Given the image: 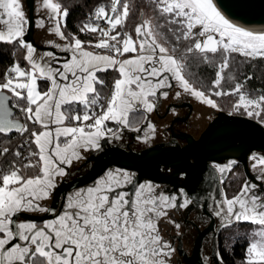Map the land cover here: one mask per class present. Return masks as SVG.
I'll return each instance as SVG.
<instances>
[{"label": "snow or ice", "instance_id": "6c2138e0", "mask_svg": "<svg viewBox=\"0 0 264 264\" xmlns=\"http://www.w3.org/2000/svg\"><path fill=\"white\" fill-rule=\"evenodd\" d=\"M150 2L154 15L142 18L134 33L125 31L131 0L99 7L80 29L97 34L93 43L66 34L69 11L59 0H42L47 16L35 26L43 28L47 21L53 25L49 31L67 41L54 45L71 53L61 63L51 51L36 56V47L25 41L30 22L21 0H0V42L18 44L27 64L14 61L0 78V264H170L176 249L163 238L159 222L171 210L194 204L183 188L165 194L158 185L136 182L129 170L110 168L68 194L58 214L41 201L54 194L55 178L68 174L65 166L84 159L82 150H102L101 141L119 139L123 128L141 131L135 123L155 110L158 93L167 98L164 89L179 87L214 109H220L214 97L235 96L233 111L264 125V90L249 91L245 85L252 76L240 82L231 71L233 54L264 59V32L233 23L214 0ZM100 20L103 27L96 23ZM182 41L187 43L180 51ZM197 54L216 69L210 87L188 73L189 57ZM109 70L119 78L105 96L97 73ZM38 81L47 82L46 90ZM107 122L121 127L114 130ZM13 135L22 142L13 145ZM251 159L253 167L260 166L255 179L264 184V155ZM236 164L214 165L219 177L211 178L223 182ZM221 197H209L221 228L258 225L249 234L243 264H264V187L246 180L231 198L226 192ZM22 213L53 218L37 223L20 219ZM170 223L181 227L174 219ZM216 258L223 264L219 253Z\"/></svg>", "mask_w": 264, "mask_h": 264}, {"label": "flooded vegetation", "instance_id": "af4514ba", "mask_svg": "<svg viewBox=\"0 0 264 264\" xmlns=\"http://www.w3.org/2000/svg\"><path fill=\"white\" fill-rule=\"evenodd\" d=\"M47 47L55 48L58 53L64 54L61 56L54 54L61 63H63L62 60L65 61V59H67L68 54L61 51L60 48L54 47V43L51 45L47 44ZM114 75H117V73L115 72ZM162 91H168L169 95L167 98H162L159 97V93L157 94V107L151 113H144V121L138 126V128H140L144 125L141 131H130L123 128L120 132L119 139L105 137L101 141L102 146L104 142H107L125 150L132 149L134 151H141L156 144L169 143L172 140L177 141L180 145H184L186 140L174 138L173 134H187L194 139H198L209 123L215 118L216 113L224 111H215L214 108L202 103L194 96L183 92L179 87L174 86L171 89H164ZM177 92L181 93L179 97L176 96ZM149 124L155 126V131L149 127ZM120 127L121 126L114 123L112 128L115 130ZM138 137L140 138L138 139ZM104 148L105 147H102V149ZM99 151L100 150L95 149L87 151L82 150L84 159L78 161L74 160L71 166H65L68 173L66 176H57L55 178L57 187L54 192L63 183H71L76 179L87 175L91 169V164L86 163V161L93 154H98ZM251 156L248 160L250 176L247 174L243 163L235 158H227L221 159L219 162H211L209 167H205V169L198 174L196 173L189 182L186 181L187 175L185 173H178L177 170L172 167L162 168V173L167 178L162 181H154L148 178L140 179L138 178V173L129 170L135 174L136 182L158 185V192L177 194L178 190L183 188L194 199V204L189 208L171 210L168 217L162 218L159 222L163 238L170 241L176 249L171 256L170 264H197L196 261L198 257L202 264H219L216 254L219 253L221 256V240L226 234V229L221 228L219 226V219L211 214V209L214 207V203L209 197L210 195H215L219 199L222 198L221 193L226 192L228 197L231 198L229 196L228 187H241L246 180L261 184L262 187H264V184H262L261 181L255 179V177L259 175L260 169H252ZM233 160L237 161V164L231 172L223 174V182H221V179L219 178H211L213 175L219 177V173H216L214 170V165H224ZM94 181L69 189L65 194L62 193L57 197L53 194L51 198L41 201V203L43 206L54 208L58 214L61 212L68 194L79 188L89 186ZM52 218L53 216L50 213H22L20 217L22 220H30L37 223H42L43 221ZM173 219L181 225L179 229H176L175 226L170 223V220ZM245 223L248 224L249 222H244V224ZM223 264H226L224 260Z\"/></svg>", "mask_w": 264, "mask_h": 264}, {"label": "water", "instance_id": "95a60500", "mask_svg": "<svg viewBox=\"0 0 264 264\" xmlns=\"http://www.w3.org/2000/svg\"><path fill=\"white\" fill-rule=\"evenodd\" d=\"M214 2L224 13L235 20L249 25H264V0H214ZM26 5L30 25L24 37L25 41L31 42L40 50L64 55L58 53L55 48L42 47L36 43L34 39L35 0H26ZM173 137L186 140V143L180 145L172 140L169 143H160L141 151H134L104 142L103 147L105 148L98 154H93L86 161L91 164L88 174L71 183H63L54 192V196L57 197L62 193L65 194L69 189L94 181L110 167L131 170L138 173L140 179L148 178L154 181L166 180L162 168L172 167L178 173H185L186 181L189 182L196 173L209 167L211 162L235 158L243 163L250 176L249 157L253 153L264 155V125L252 118L230 115L225 111L216 113L215 118L198 139L187 134H173ZM196 262L202 264L199 257Z\"/></svg>", "mask_w": 264, "mask_h": 264}, {"label": "trees", "instance_id": "16d2710c", "mask_svg": "<svg viewBox=\"0 0 264 264\" xmlns=\"http://www.w3.org/2000/svg\"><path fill=\"white\" fill-rule=\"evenodd\" d=\"M63 7H66L69 11V15L66 18V34L74 35L82 41L92 40L95 42L96 35L85 31L80 32L81 27L87 23V18L98 7L104 5L106 9L111 5V0H59ZM131 13L127 20L125 30L130 33H134L136 25L140 22L147 12L149 15H154L153 5L150 0H131ZM63 30V29H62ZM119 30V29H117ZM87 46V44H86ZM185 45L183 41L180 44V50H183ZM233 67L232 75L240 82H243L246 76H252L251 80H248L245 87L254 93L264 90V59L249 60L238 54H233ZM24 49L20 48L18 44H9L0 42V78L3 77L5 71L13 65L14 61H19L21 67L26 66L24 60ZM216 69L213 64L204 63L199 56H191L188 60V73L191 78L196 82L203 84L206 88L211 86V83L215 77ZM98 76L107 82V86H103L101 91L103 95L111 93L113 83L117 79V75L112 76L111 70L107 72L98 73ZM42 90H46L47 82L38 81ZM230 83L228 87H232ZM100 88V86H97ZM218 104L224 111L232 109L235 103V96H221L217 99ZM19 115V114H18ZM139 117V114H137ZM132 116L130 114L129 119ZM144 121V115L138 119L135 123V127L141 125ZM22 142V138L19 135L12 136V144ZM240 186H229V196L232 197L238 193ZM250 223H240L233 227L226 229L225 236L221 240V257L226 264H243L245 259V250L248 245L249 228ZM245 230H243L244 228ZM223 242V243H222Z\"/></svg>", "mask_w": 264, "mask_h": 264}, {"label": "rangeland", "instance_id": "374dc122", "mask_svg": "<svg viewBox=\"0 0 264 264\" xmlns=\"http://www.w3.org/2000/svg\"><path fill=\"white\" fill-rule=\"evenodd\" d=\"M21 3H22V8H23V10H24V12L26 13V17H27V19L29 20V12H28V9H27V6H26V2H25V0H21ZM42 4V0H35V10H34V15H35V22H36V20H38L39 18H41V17H46L47 16V10H44V9H42L41 7H40V5ZM101 7H104V5H102ZM146 16H150L149 15V12H147L146 14H145V16L144 17H146ZM143 16H142V18H144ZM53 25H49L48 23H47V21H46V23H45V26L43 27V28H37L36 26H35V32H34V39L37 41V44H39L40 46H42V47H47V44H53L54 43V45L55 44H60V45H64V44H66L67 43V41H64V40H61L57 35H55L54 33H51L50 31H49V28L50 27H52ZM27 31H28V28H27ZM126 31V30H125ZM129 32V31H128ZM27 33V32H26ZM25 39V38H24ZM40 40H41V42H40ZM94 43V42H93ZM186 43L187 42H183V44L184 45H186ZM85 47H87L86 45H85ZM37 49V53L35 54L36 56H40V55H44V53H46V52H48V51H43V50H40V49H38V48H36ZM180 51H182V50H180ZM24 53H25V50H24ZM178 54H179V52H178ZM56 55V54H55ZM126 55H129V54H126ZM196 56H199L198 54L196 55ZM45 59H49L48 57H45ZM25 67H27V64H26V66ZM117 73V72H116ZM215 76H216V72H215ZM117 78H119V75H118V73H117ZM215 78V77H214ZM193 79V78H192ZM194 81H195V79H193ZM219 97H214V99H216V101H217V99H218ZM218 110H222L221 109V107H220V109H215V111H218ZM211 119V118H210ZM108 127H113V123H112V126H108ZM256 154V153H255ZM257 156H259V155H263V154H260V153H257L256 154ZM251 161H252V169L254 170V169H257V168H259L260 169V166L259 165H256L255 167H253V165L255 164V161H253L252 159H251ZM249 226H251L248 230H249V234L253 231V230H255L256 228H258V225H255V224H252L251 223V225H249ZM244 228V227H243ZM243 230H245V228L243 229Z\"/></svg>", "mask_w": 264, "mask_h": 264}, {"label": "bare ground", "instance_id": "6f19581e", "mask_svg": "<svg viewBox=\"0 0 264 264\" xmlns=\"http://www.w3.org/2000/svg\"><path fill=\"white\" fill-rule=\"evenodd\" d=\"M218 6V5H217ZM218 8L221 10V12L227 17V18H229L233 23H235V24H237V25H239V26H241V27H244V28H246V29H248V30H250V31H253V32H264V25H249V24H244V23H242V22H240V21H238V20H235V19H233V18H231V17H229L226 13H224L223 11H222V9L218 6Z\"/></svg>", "mask_w": 264, "mask_h": 264}, {"label": "built area", "instance_id": "2783aa9c", "mask_svg": "<svg viewBox=\"0 0 264 264\" xmlns=\"http://www.w3.org/2000/svg\"><path fill=\"white\" fill-rule=\"evenodd\" d=\"M99 8V7H98ZM97 8V9H98ZM109 8H110V6H109ZM108 8V9H109ZM96 9V10H97ZM95 10V11H96ZM95 11L92 13V14H90L89 16H88V18H87V23L89 22V18L90 17H93V15H94V13H95ZM96 23H99L102 27L104 26V21L103 20H100V21H96ZM90 33V32H89ZM91 34H93V33H91ZM93 35H97V34H93ZM91 50H93V51H101V50H99V49H91ZM116 71H114V70H111V75L112 76H114V73H115ZM105 83H104V86H107V82L106 81H104ZM235 101H236V97H235ZM226 113H228V114H230V115H242V116H246V117H249V116H247L246 114H240V113H236V112H234L233 111V107H232V109L231 110H229V111H225ZM249 118H251V117H249ZM253 119V118H252ZM254 120H256V121H258L259 122V120H258V118L257 119H254Z\"/></svg>", "mask_w": 264, "mask_h": 264}, {"label": "crops", "instance_id": "0c3cea01", "mask_svg": "<svg viewBox=\"0 0 264 264\" xmlns=\"http://www.w3.org/2000/svg\"><path fill=\"white\" fill-rule=\"evenodd\" d=\"M67 54H68V57H70L71 53L68 52ZM68 57H67V58H68ZM97 75H98V73H97ZM112 123L114 124V122H107L108 126H112ZM126 129H127V130H132L131 128H126Z\"/></svg>", "mask_w": 264, "mask_h": 264}]
</instances>
